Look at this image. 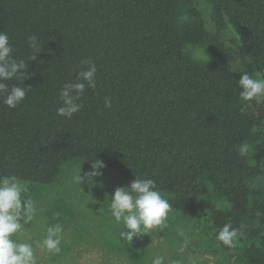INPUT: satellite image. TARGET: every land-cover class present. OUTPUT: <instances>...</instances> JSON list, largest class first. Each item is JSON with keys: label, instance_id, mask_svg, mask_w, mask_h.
I'll use <instances>...</instances> for the list:
<instances>
[{"label": "trees", "instance_id": "16d2710c", "mask_svg": "<svg viewBox=\"0 0 264 264\" xmlns=\"http://www.w3.org/2000/svg\"><path fill=\"white\" fill-rule=\"evenodd\" d=\"M204 2L212 31L193 0H0L13 56L27 61L29 36L41 44L23 83L6 81L29 87L24 100L9 109L0 98V176L50 185L68 162L99 159L128 184L154 180L173 211L209 219L215 234L231 222L241 234L220 247L243 264H264V103L240 99L222 58L252 62L264 75V0ZM227 26L239 49L223 42ZM187 44L206 47L213 61L194 59ZM86 58L97 66L96 87L70 119L58 116L60 89ZM242 142L255 148L247 158L237 153Z\"/></svg>", "mask_w": 264, "mask_h": 264}, {"label": "rangeland", "instance_id": "374dc122", "mask_svg": "<svg viewBox=\"0 0 264 264\" xmlns=\"http://www.w3.org/2000/svg\"><path fill=\"white\" fill-rule=\"evenodd\" d=\"M193 5L201 13L206 29L212 31L209 6L204 0H193ZM187 18V6L181 1L178 20L183 23ZM222 40L232 48L241 47L230 26L223 32ZM185 50L198 61H213L206 47L187 44ZM204 52L205 55L197 57V53ZM222 58L231 69L238 61V67L243 69L234 72L238 79L243 73L255 77L257 70L252 62L243 64L227 53ZM260 130L264 132V120ZM80 166L82 173L90 170L84 161L77 159L65 165L53 184L27 182L37 212L12 239L33 244L37 264H152L156 254L164 257V264H243L233 252L220 247L209 219L190 218L173 210L168 214L166 227L140 234L128 243L121 238L123 224H116L111 217L105 197H110L117 187L129 184L114 170H107L96 178L99 183L78 185L72 177ZM161 194L166 199L171 196ZM57 223L63 226L61 251L53 254L42 248V240L47 227Z\"/></svg>", "mask_w": 264, "mask_h": 264}, {"label": "clouds", "instance_id": "9594fccd", "mask_svg": "<svg viewBox=\"0 0 264 264\" xmlns=\"http://www.w3.org/2000/svg\"><path fill=\"white\" fill-rule=\"evenodd\" d=\"M238 40V39H237ZM26 43L31 50L29 60H36L41 53L39 38L29 36ZM205 55L197 53V57ZM27 61L13 56V47L9 36L0 31V98L9 109L15 108L26 97L29 87L13 84L9 86L6 81L26 78ZM82 64L86 67L78 71L74 82L63 84L60 89L61 106L56 109L57 115L70 119L81 110L82 104L78 103L86 88L96 87L97 66L92 59H84ZM243 72L238 67V61L232 65L231 72ZM242 89L239 97L244 102L255 101L264 103V75L260 71L255 77L243 73L238 81ZM104 106H111V98L105 97ZM254 145L242 142L237 148L241 158L253 154ZM106 165L99 159L93 160L90 170L83 172L81 166L73 174V182L96 184V179L103 176ZM107 208L116 224H123L120 231L122 239L128 243L140 234H147L150 230L166 227V220L171 205L157 189L156 182L152 179L135 176L127 187H117L108 197ZM37 209L34 200L29 195L27 182L16 176H0V264H37V256L33 244L17 242L12 239L24 224L31 222ZM63 226L59 223L48 226L46 235L42 240V248L47 252L58 254L61 251ZM240 229L234 228L231 222L225 223L217 232L216 239L226 247H233L240 235ZM152 264H164V257L156 254Z\"/></svg>", "mask_w": 264, "mask_h": 264}]
</instances>
